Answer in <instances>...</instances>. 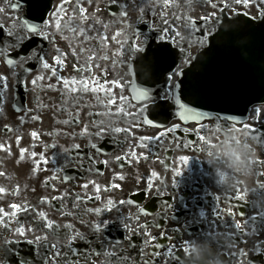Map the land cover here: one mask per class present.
Listing matches in <instances>:
<instances>
[{
    "label": "flooded vegetation",
    "instance_id": "af4514ba",
    "mask_svg": "<svg viewBox=\"0 0 264 264\" xmlns=\"http://www.w3.org/2000/svg\"><path fill=\"white\" fill-rule=\"evenodd\" d=\"M121 1L122 4H124L127 0ZM133 1L134 0H131V2ZM178 1L176 2L180 7L175 8L177 11V14H175L174 8L162 10L156 5L155 0H144V2L148 4V7L145 8L146 14L143 15L142 20L139 18L135 23L131 18H122L119 12L110 15L108 11H103V7L97 9L95 13L86 11L85 15L89 16L90 19L84 26L88 29L89 36L97 37V31L92 30L94 21L91 18L94 17L102 22L101 24H96L95 28L100 30V35H106L108 37L107 51H112L117 48V51L121 53L120 61L115 60L113 64L119 69H122V73H125L130 69L131 64L136 61L137 56L141 53L131 52L129 50L130 46L145 48L147 45L148 48L149 46H158L166 41H176L183 46L189 47L194 43H199L198 39L191 35V26L187 24L186 17L182 23L176 22L178 20L176 17H179V14L185 7L198 0ZM259 4H262V0L250 1L247 6L243 3H234V9H230L229 11L233 13L245 9L255 14L260 8ZM74 6L75 5H72L68 9L65 5L67 15L64 19L67 20L70 16H76L75 26V24L79 23V17L78 14L73 11ZM139 6H142V0ZM161 11H164L166 14L168 24L165 27L169 29L164 41L159 39V36L163 35V32L159 31L162 29L161 26H159L156 36L151 34L153 31L151 29L153 27L152 23L157 22L163 25L161 15L159 16V12ZM153 12H155V15ZM168 13H174V15ZM7 18L8 15L5 11L0 12V20H6ZM105 24L109 25L106 31L103 28ZM128 25H131V27L129 28ZM177 28L180 29V37L175 36ZM52 30L56 34V40H58V37L65 36L68 42H70V46L79 43L82 49L95 47L97 49L95 53L97 59L92 63H107L108 60L99 59V57L105 53L99 50V44L94 43V41L98 39H92L90 44L89 42H83L84 37H73V33L68 30L57 33L54 27L47 29L49 33ZM117 32L122 33V35L117 37V40H112L111 37ZM145 41H147V43H145ZM51 47L52 45L50 44L47 46H40L38 56L39 64L35 59L26 62L23 67L18 65L15 68H10L8 65L0 64V76H5V70L11 71L7 77L8 87L3 89L4 95L3 98L0 99V108L5 104L7 109H11L8 107L16 102L15 87L17 89L16 105H19L24 101L25 94L28 91L27 88L39 89L43 82H49L47 75L57 79L56 76L52 75L51 69H56V74L58 71L69 70L67 62L62 66L56 64L55 55L51 53ZM9 51L12 50L10 49ZM25 54L30 55L31 51H29L28 48L26 51H21V55ZM57 54L58 53H56V55ZM81 55L85 60L89 53L83 51ZM41 57L50 64V69H45L43 67V62L40 59ZM23 68H28L29 71H25L23 75H20V71ZM35 68H37V70L28 75V73ZM37 76H44L45 79L43 81H38L37 86L33 88L31 81ZM124 105L126 108L131 104L128 105V103L125 102ZM141 108H143L142 105H133L130 112L138 113L139 115L135 118V122L134 117H127L124 126L130 128V133L125 136V140L119 152H115L111 156H105L91 147H81L79 149L74 147L66 153L61 160H56L57 158H55L56 161L54 162L48 160L49 162L47 164L41 163L38 172L32 171L35 162H31L26 168L25 174L27 173V178H25V180L32 181L34 184L48 181L52 185L59 182L62 175L65 173L73 175L75 184L72 194L74 196L79 195L83 199L88 200V197H95V195H97L93 184H89L87 189L83 188V185L89 181H95V184L100 186V200L109 197L126 199L130 195H137L139 198L136 208L139 214L135 216L134 220L137 232L144 228L145 221H150L151 219L163 221L167 223V225H170L174 219L186 220L194 218L198 223L213 230L223 242L232 246L234 253L237 254L245 264L247 261H250L251 264H264V249L261 251H251L248 245L249 238L251 237H258L264 241V225H261L260 220L261 213H264V140L259 139L264 137V109L259 111L257 116H252L251 121L247 123L250 128L247 135H245L243 131L227 135L225 133L229 128L234 127L243 129L244 125L225 124L217 121H208L198 126L194 125L192 129L184 128L187 138L176 139L175 141L178 144V149L187 150L193 155L186 156L189 159L191 158L192 162L191 166H188L186 170L187 174L179 172L180 175L176 177L177 185L181 187L178 190L167 184L166 175L164 174L161 179L148 176L146 166L151 156L147 157L148 153L144 151V146L151 151L150 148L153 145L154 138H151V128L144 126L142 123L143 113H140ZM0 113L3 114L4 111ZM125 118L126 117L122 115V120ZM141 136H148L151 139L144 144V141L140 140ZM200 136H204L207 143L205 140H201ZM39 142L42 144L40 139ZM160 143H164L163 140H160ZM141 144H144V146L141 147ZM225 144H242L250 147V149L254 151L255 159L251 161V172L248 179H245L239 173H236L228 167V161L222 154V149ZM18 145H20V143ZM131 152H135L136 156H131ZM117 156L123 158L121 162L123 165L122 169H118V167L112 164L113 159ZM102 167H104L103 173H100ZM58 169H62V171H58ZM54 176L59 178L52 179ZM120 177H123V179H120ZM111 178L118 180L119 187H113L112 185L110 191L102 192L101 183L109 181ZM217 197H219L218 201L216 199ZM238 197L240 199H238ZM165 200L168 201L166 205L164 204ZM149 203L153 206V212L156 207L154 214L153 212L148 213L146 210ZM214 205L221 209L222 219L227 223V227L222 226L220 221L214 220V213L212 211ZM229 207L234 213L233 218H229L227 215V209ZM69 208V206L62 205V210L60 209L59 215L63 216L65 213L70 212ZM141 209L144 211H141ZM202 212L204 216H201ZM124 215L127 217L131 216L129 213H124ZM125 216H123V218H125ZM252 216H256V223L261 225V230L256 235H247V233L251 231V225L243 229L244 234H239L237 230L232 227L233 219L243 226ZM31 217L34 218L33 216ZM77 227L84 230L86 223L81 222V224H77ZM63 232L65 233L64 228ZM230 237L234 239H230ZM241 251L246 252L248 255L240 257L238 253Z\"/></svg>",
    "mask_w": 264,
    "mask_h": 264
},
{
    "label": "snow or ice",
    "instance_id": "6c2138e0",
    "mask_svg": "<svg viewBox=\"0 0 264 264\" xmlns=\"http://www.w3.org/2000/svg\"><path fill=\"white\" fill-rule=\"evenodd\" d=\"M249 0H235V3L237 4H241L243 3L245 6L248 5ZM72 3V0H61V3L58 5H55L52 8L51 13L49 14V19L45 20L44 19V12H40L38 15H35L32 17V20H39L41 23H33L30 22V20L28 19H24V20H20L18 17L15 18L14 23H13V27L12 29L7 30L6 32H4V26L0 25V32L3 33L4 39L0 40V55H4L6 57V63L10 68H15L16 66H21L23 67L24 64L28 61H31L32 59L36 58L37 53L35 51H32L30 55L25 54V55H21V51H26V49L30 46L29 42L34 38V37H42L43 39H49L50 38V33L47 31V29L54 27L55 31L57 33L63 32L64 30H68L71 33H73V37H75L77 34L81 37H84V41L83 42H90L92 39H98L99 40V50L104 52L105 54L100 56L99 59L101 60H108V55H107V40L108 37L106 35H100V30L95 28L96 24H101L102 22L98 19H95L94 17L91 18L94 21L93 24V28L92 30L97 31V37H91L88 35V29L85 28V24H87V22L89 21L90 17L85 15L86 13V9L84 7L81 6L80 0H75V6L73 7V11L75 13L78 14L79 17V23L75 24L74 23L77 19L76 16H70L68 17L67 20L64 19V17L67 15V9L65 7V5H69ZM155 3L158 7H160L162 10L164 9H170V8H179L180 5L176 2V0H155ZM10 7L13 10H16L17 8L20 7L19 3H12L10 4ZM148 7V4L144 2V0H142V6L139 7V12L141 13L140 19H143V14L145 13V8ZM213 7H215V5H213ZM229 5L225 4L224 8H228ZM47 8V6H45V9ZM128 5L124 4L121 5V10L119 15L122 18H127L129 13H128ZM5 11V9L0 8V12ZM153 14L155 15V12H153ZM168 14H172L174 15V13H168ZM161 19H162V23L164 25L168 24V20L166 18V14L164 11H161ZM177 19H179L180 17H176ZM204 20H207L208 17H204ZM187 24L190 25L193 29L196 28V23L192 20L191 17H187L186 18ZM109 25L105 24L103 25L104 30L106 31L108 29ZM128 27L130 28L131 25H128ZM160 32H163V35L159 36V39L161 41L165 40V37L167 36V33L169 31V29L167 27H164L162 29L159 30ZM135 34V33H134ZM120 35H122V33L117 32L115 35H113L111 37L112 40H117V37H119ZM138 35V34H135ZM180 32L177 31L175 33V36L180 37ZM67 39V37H65ZM182 38V37H181ZM145 43H147V41H145ZM16 50L15 51V56H12L11 52L9 50ZM131 52L136 53V52H143L144 48L141 47H137V46H130L129 49ZM56 52H60V49H56ZM83 51H87L89 53V55L86 57L85 59V64L81 67L76 68V75L73 76L72 78H63V77H57V82L60 83L62 81V88L59 89L61 92V104L63 105H68L70 102L71 103H75V104H79L80 100L83 98V95L86 94H93L95 96V99L101 103L104 104V100L101 99V97L98 95L99 93L103 92L105 93V97L107 98V104L105 105V107L107 108V105H112L116 103V99H115V95L112 93L110 86H106L107 82L102 83L100 80H97L93 77L92 75V68H93V64L92 62L97 59L95 53L97 51V49L95 47L93 48H89V49H82ZM63 55V54H61ZM61 55H57L55 57V62L57 65H63L64 61L61 59ZM73 55H76L75 52H73ZM153 55L155 56L158 64L161 67H164L165 65H167V68L165 70H170L172 65L174 64L175 61V55L176 53L168 46L164 45L163 43H161L160 45H158L155 49V51L153 52ZM18 58V59H17ZM43 62V67L45 69H50L51 66L48 62L44 61L43 58H40ZM145 59H147V57H145ZM95 67H99V65H95ZM24 71H29L28 68H24ZM52 71V75L56 76V69H51ZM81 73H88L89 75L87 77L82 76ZM15 75V73H14ZM173 75H183L182 70L178 71L177 73H173ZM45 79L44 76H37L35 79H33L31 81V84L33 86V88H35L37 86V82L38 81H43ZM172 79V76H168L167 80L165 81L166 83L168 81H170ZM112 84H117V86H120L118 81L113 80L111 81ZM183 83V81L178 82L177 84L174 85V87L176 89L180 88V85ZM8 87V83H7V77L5 76H0V89H6ZM47 87L49 89H53L55 90V86L52 84H48ZM150 89L149 88H134V92H135V96L134 99H136L137 101H145V100H150L151 94H150ZM3 91H0V99L3 98ZM190 95V91L188 89V86H186L185 91H184V97L187 100L188 96ZM124 97L121 96L120 100L124 101ZM175 100V107L178 108V116L180 120H183L185 122L189 121V120H196L197 122L199 121V119L204 115V113L197 111L195 108L193 107H189L188 104L191 103V101L189 100L188 103L182 102L181 101V97L179 95L174 97ZM42 105H39L38 103V107H40ZM86 106V105H85ZM146 110V106L140 109V113H143ZM3 109L0 108V112H2ZM15 111L17 113L23 112L25 114V116L27 115V113L31 110L25 108L23 106V104H19L15 106ZM256 112V114H259V109H255L254 110ZM117 115H123L124 117H128V116H132L134 117V122H135V118L139 115L138 113H132V112H125V109L123 106L118 107L117 108ZM89 115H91V113H89ZM97 115L100 116H109L111 115V113L109 111H105L103 113H97ZM25 116H21L20 120L21 123L24 122ZM31 119L33 121L40 119L38 116L33 115L31 117ZM234 119V118H232ZM76 122L79 123L78 118L73 117V120H63V121H58V123H63V124H69L71 122ZM142 123L143 124H148L151 125L153 127H158V125H154L153 121L147 118H143L142 119ZM105 124V121L101 120L99 122V124L94 125L95 127L98 128V131L95 133V135L97 136H101L103 134V132L105 131V128L103 127ZM109 134H118V133H125L128 134L130 133V128H122V127H114L112 126V122L109 121L108 125H107V129H106ZM176 129L175 128H169L168 132H174ZM12 131H14L11 127L9 126H5V132L6 133H11ZM89 131L88 126L85 125V127L82 130L81 134H87ZM186 131V130H185ZM238 131H243L245 133V135L248 134V132L250 131L249 126L245 123L243 126V129H238V128H229L227 130V132L225 134L227 135H232V133L238 132ZM49 135H51V133H49ZM165 135V133H161V136ZM31 137L33 139H38V133L33 131L31 132ZM20 139L21 137H17V144L20 143ZM201 140H205L204 136H200ZM261 140H264V137L259 138ZM141 141H148L150 140V137L148 136H141L140 137ZM205 142L207 143V141L205 140ZM141 147L144 146V144L140 145ZM183 146V145H182ZM33 147H35V145H33ZM52 148H55L56 145L53 144L51 145ZM74 147L76 149L80 148V145H74ZM90 147L92 149H96L97 151H99V149L97 148L96 144H91ZM0 149H4V150H8L10 152V147L8 149H5V145L4 144H0ZM27 149H20V160H24L25 157V153L27 152ZM65 153L69 152V149H65L64 150ZM31 158H33V161L35 162V158L37 157V153L35 151H32L30 153ZM131 156L135 157L136 153L135 152H131ZM117 159H123L122 157H117ZM181 161H183L184 163H187L188 158L186 156H182ZM40 162L47 164L49 161L48 159L44 156L43 153L40 154ZM40 162H35L34 163V167L32 168L33 172H38L40 170ZM54 162V161H53ZM259 163V162H257ZM58 171H62V169H58ZM0 175H3V173H0ZM153 175H155V173H153ZM177 176L180 175L179 172L176 173ZM59 177H52V179H58ZM72 179V177L70 176H64L63 180L64 182H68ZM120 179H123V177H120ZM45 185L48 184V181L44 182ZM89 184H93L95 186V192L97 193V195H95L94 199L95 200H100V195L99 193L101 192V188L98 184H95V181H89L88 183H85L83 185V188L87 189ZM113 187H119V185H113ZM19 188L17 186V188L15 189V193H18ZM105 192L108 191L107 188L104 189ZM6 193V190L2 187H0V194H4ZM53 200H58L63 202L64 199H66V195L65 196H59V197H53ZM88 199H93V197H88ZM217 201L219 200V197L216 198ZM238 199H240L238 197ZM41 204H47L49 203L47 198H43L40 201ZM82 203H83V199L77 195L74 197V207L79 209V213L78 215H83L86 213H94L97 217H99L103 212L107 211V212H111L113 209L117 208L116 203L109 199L107 201V204L103 207H97V208H88L85 209L82 207ZM120 204H124L126 203V201H120ZM12 211L8 212L5 211V209L0 208V224H4L5 228L8 227V225L5 223L6 219L11 216V217H18L20 212H28V209L26 207H23L22 205H18V204H11L9 206ZM62 210V209H61ZM141 211H144L143 209H141ZM212 211L214 213V220L216 221H220L221 225L224 227H227V223L223 221L222 219V213H221V209L218 206H213ZM65 215H72L71 212H67L65 213ZM227 215L229 216V218H233L234 217V213L231 211V208L229 207L227 209ZM38 216V223H37V227L40 229H47V230H51L48 234H45L43 236H35L34 239H26V232L28 231H33V229H26L24 226L20 225L19 220L16 221L17 223V227L15 228V232L18 236L20 237H25L24 239V243L28 244V245H35L36 249H34V255L35 256H40L42 264H80V260L79 258L81 256L87 257L89 255V253H85V252H81V250L77 247H75V243L77 241L82 242L84 245H89L92 243V241H89L88 238L76 231L73 228V225L71 224H65L63 225V228L65 229V233L64 235H66V243L64 244H60L58 247V243H49L48 242V235L51 234L53 236H60L61 233L59 232L60 229V225H57L54 223V221L50 220L47 215L44 212H39L37 214ZM201 216H204V213H201ZM260 220H261V225H264V213H261L260 216ZM257 217L256 216H252L249 218V221H247L245 223V225H241L240 223L235 222V220L233 219V224L232 227H234L235 230H237V232L239 234H244L243 229L245 227H248L249 225H251V231L250 233H247V235H256L260 230H261V225H258L257 223ZM82 223H88L90 224L92 231L96 234V242L99 243L101 245V248L103 249L105 243L108 244H113L112 241H102L100 239V235L105 231V229L108 227V222L105 220H100L98 222H91V221H83ZM127 223H125V228H127ZM177 233H179V230H176ZM146 235H148L146 233ZM155 237H153V241H155ZM230 239H234L232 237H230ZM20 243L19 240L17 241H5V245L11 244L13 246H15V244ZM145 244L148 243L147 240L144 241ZM188 241L184 242L183 244L180 245H169L167 246L166 250L163 252L164 257L166 258V260L164 261V264H180L181 260H183V256L180 255V253L186 254L189 249L187 247ZM117 246H122L121 245V240H116L115 243L113 244V247H117ZM47 247L48 251L51 252V257H45V256H41V252L40 250L45 249ZM129 247L133 248L134 250L136 249V245L132 244L129 240ZM64 249L63 255L61 254V250L60 249ZM161 248V244L159 243H155L153 245V251L151 252V256L154 257L155 259H148L146 257H137V260L139 261V264H160V256L161 253L159 251H156L157 249ZM262 249H264V242H260L258 244H253V250L255 251H261ZM144 249L143 247L139 248V252L143 253ZM5 252L7 253V255L12 256L15 255V253L13 252L12 248H8L5 247ZM96 255H100L103 254L106 257L109 258H116L117 261L119 262V264H127L128 261V257L127 256H123V257H119L117 256V252L116 251H112V252H108V251H102L99 253H95ZM238 255L240 257H244L246 255H248L246 252L241 251L238 253ZM75 257V259H74ZM237 258V254H233L230 259L235 260ZM5 264H8L7 259L5 260ZM16 264H32V261H30L27 258V255H21L17 260H16ZM246 264H251L250 261H247Z\"/></svg>",
    "mask_w": 264,
    "mask_h": 264
},
{
    "label": "water",
    "instance_id": "95a60500",
    "mask_svg": "<svg viewBox=\"0 0 264 264\" xmlns=\"http://www.w3.org/2000/svg\"><path fill=\"white\" fill-rule=\"evenodd\" d=\"M238 25H226L186 70L180 97L205 114L245 116L250 106L264 102V18L254 22L240 16ZM194 108V107H193Z\"/></svg>",
    "mask_w": 264,
    "mask_h": 264
},
{
    "label": "clouds",
    "instance_id": "9594fccd",
    "mask_svg": "<svg viewBox=\"0 0 264 264\" xmlns=\"http://www.w3.org/2000/svg\"><path fill=\"white\" fill-rule=\"evenodd\" d=\"M222 154L228 161V167L239 173L245 179L250 177L251 161L255 159V153L248 146L242 144L228 145L225 144ZM196 255H201L200 249H194Z\"/></svg>",
    "mask_w": 264,
    "mask_h": 264
},
{
    "label": "bare ground",
    "instance_id": "6f19581e",
    "mask_svg": "<svg viewBox=\"0 0 264 264\" xmlns=\"http://www.w3.org/2000/svg\"><path fill=\"white\" fill-rule=\"evenodd\" d=\"M158 106V105H157ZM169 107H172L171 105H169ZM156 109L155 107H153V110ZM163 113L168 115L169 111H165L163 110ZM168 201H164V204L166 205ZM169 204V203H168ZM5 223H8L7 221H5ZM15 248H18L19 250H21L22 252H26L27 258L32 261V264H37L38 260H37V256L34 255V249H36V246H32V245H15ZM42 253H44V249L40 250ZM18 258L11 256L10 257V264H16V260Z\"/></svg>",
    "mask_w": 264,
    "mask_h": 264
}]
</instances>
